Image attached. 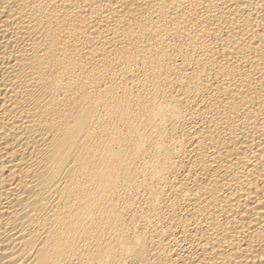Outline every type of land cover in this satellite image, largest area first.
<instances>
[{
  "label": "bare ground",
  "instance_id": "6f19581e",
  "mask_svg": "<svg viewBox=\"0 0 264 264\" xmlns=\"http://www.w3.org/2000/svg\"><path fill=\"white\" fill-rule=\"evenodd\" d=\"M0 264H264V0H0Z\"/></svg>",
  "mask_w": 264,
  "mask_h": 264
}]
</instances>
